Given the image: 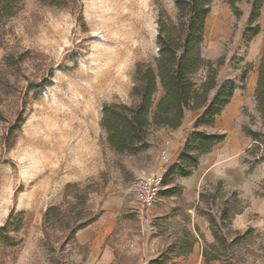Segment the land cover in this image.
<instances>
[{
	"label": "rangeland",
	"instance_id": "1",
	"mask_svg": "<svg viewBox=\"0 0 264 264\" xmlns=\"http://www.w3.org/2000/svg\"><path fill=\"white\" fill-rule=\"evenodd\" d=\"M133 1L137 2L136 8L132 7ZM158 3L175 18L173 0H77L67 8L25 0L22 9L0 29V59L5 54H24L16 68L0 74V227L11 211L22 212L23 219L15 245L0 247V264H141L140 248L146 241L143 230L155 250V256L144 264L183 239H194L193 245H200L201 255L202 245L209 242L199 219L207 221L195 207L198 204L216 215L225 200L231 213L239 212L232 214L228 228L240 232L248 227L254 229L245 242L231 249L233 264H264V162L247 172L264 148V138L258 144L242 131L246 127L264 135V122L251 91L264 51V5L261 32L253 45L242 41L249 9L245 2L238 5L242 13L237 19L223 0H213L206 21L202 55L215 66L218 83L231 78L245 84L236 96V109L226 110L216 127L203 128L209 133L224 132L239 143L237 177L226 176L195 191L185 190L180 181L181 196L158 197L152 206L143 207L136 196L135 182L146 174H161L163 180L181 149V144L169 140L173 130L165 129L159 137V129H153L148 138L150 147L135 156H118L106 144L99 126L102 104L127 103L136 64L150 62L156 56ZM134 17L138 19L136 27L132 25ZM135 32L137 36L129 45L117 43L124 34L132 37ZM125 48L126 55L121 58L120 51ZM115 60H120L115 67L117 83L107 94L93 100L89 112L79 114L72 99L78 95L82 76L95 68L106 69ZM244 70L247 75L241 81ZM205 71L202 69L196 79L201 80ZM42 80L48 82L44 89L30 87ZM18 118V129L9 135ZM188 122L186 113L176 135ZM89 179L99 182L98 190L89 195L86 203L89 212L98 214L91 224L99 221L100 208L108 199L123 203L106 240L98 241L97 249L80 245L70 234L67 216L45 236L44 211L63 201L67 184H83ZM218 182L222 186L213 206L198 202V192L215 194L212 187ZM104 244L109 246V257L104 255ZM168 264L211 263L198 256H183Z\"/></svg>",
	"mask_w": 264,
	"mask_h": 264
},
{
	"label": "trees",
	"instance_id": "2",
	"mask_svg": "<svg viewBox=\"0 0 264 264\" xmlns=\"http://www.w3.org/2000/svg\"><path fill=\"white\" fill-rule=\"evenodd\" d=\"M25 0H0V29L14 17L23 6ZM39 3L58 8H67L77 0H37ZM213 0H173L176 16L172 18L158 3L156 16V47L157 54L150 62H138L135 66L132 88L127 103L105 102L101 108L99 126L104 134L108 148L116 155L135 156L150 147L149 136L153 129L175 130L179 128L186 113L201 111L193 123L191 133L185 139L174 163L163 176V189L160 198L179 197L182 194L180 181L189 178L199 167L201 158L215 146L221 144L226 134L224 132L209 133L203 130L212 127L225 107L230 103L235 90L245 89V84L235 79H225L218 83L216 68L202 55L205 40L206 21L211 11ZM228 5L235 18L241 16L238 5L245 2L249 9L246 26L242 32V41L250 44L261 32L260 18L264 0H223ZM25 53V52H24ZM28 52L25 53V55ZM24 54L15 57L5 54L0 59V74L17 67ZM258 77L254 90L256 110L264 122V51L260 57ZM206 69L201 80L196 75ZM247 70L240 75L244 81ZM47 80L32 84V89H44ZM1 115V114H0ZM20 118L9 135L18 129ZM243 133L258 144L264 135L249 128H242ZM264 162V148L249 165L250 172L258 163ZM222 183L213 188L214 193L208 195L198 192V202L213 206L216 193ZM99 188L96 179H89L83 184H67L64 188L63 201L48 207L42 216L43 232L48 236L52 228H57L60 221L66 218L70 234L94 222L98 214L89 212L86 203L89 195ZM235 197L236 192H233ZM199 216L205 218L213 237V243H204L201 256L206 262L220 261L221 264H233L234 256L231 249L246 241V237L254 230L248 227L245 231H231L228 226L231 220V208L228 200L223 202L218 214H213L204 208L195 207ZM239 213V212H236ZM234 213V214H236ZM62 219V220H61ZM70 223V224H69ZM23 226L22 212L11 211L0 227V247L10 248L15 245V235ZM195 231L197 228L195 227ZM188 235H192L188 233ZM229 235H232L229 237ZM194 239H183L177 244L167 246L156 258L148 264H168L170 260L187 256L191 253ZM232 260V262H231Z\"/></svg>",
	"mask_w": 264,
	"mask_h": 264
},
{
	"label": "crops",
	"instance_id": "3",
	"mask_svg": "<svg viewBox=\"0 0 264 264\" xmlns=\"http://www.w3.org/2000/svg\"><path fill=\"white\" fill-rule=\"evenodd\" d=\"M260 35V34H259ZM259 35L251 42V45H253L254 41L258 39ZM257 77V73H256ZM255 80L253 79L251 81V91L255 90ZM242 90L237 89L234 92V95L230 101V103L225 107L222 114L218 116L215 120V124L213 125V128L216 127V122L218 119H221L222 115H225V111L228 109L235 110L237 105L236 96L241 93ZM240 95V94H239ZM201 111H195V112H189V122L187 125H185V128L183 132L179 135H176L178 129L173 130V138H169V140L173 143H176L178 146L181 147L187 138V136L191 133L192 130V124L196 120V118L200 115ZM229 120V119H227ZM162 131H165V129H159L157 131L158 136H163ZM243 149V148H242ZM241 150V146L237 141L230 140L229 136H226L225 140L215 146L209 153L205 154L200 161L199 167L195 172L187 179L182 180L181 184L183 187H185V190L187 191H195L197 188L201 187L202 185L206 183H215L219 181L222 178H225L226 176H229L231 178L237 177L240 173V169L238 167V153ZM227 166H231L230 169L226 168ZM125 207V206H124ZM123 203L118 199H108L106 202L103 203V206L100 208L102 211V214L99 218V221L97 223H93L91 225L86 226L85 228L79 230L75 234V238L77 239L78 243L80 245H88L89 248L93 246L94 249L96 248L97 242L101 241L103 243L106 238L109 236V234L112 231V225L115 223V219L118 215V213L122 210ZM141 210V209H139ZM199 225L202 233L204 234V238L206 242L211 243L213 241V238L210 235L207 223L204 220L199 219ZM100 226H103V228H100ZM146 231L143 230V236L145 244L142 245L141 252H140V261L141 264L146 263L150 257L155 256L154 255V247L153 242L149 241V238L147 237V234H145ZM105 248V256H110L109 246L104 244ZM161 248V247H160ZM199 257L200 259H203L200 255V245L198 243H195L192 247V251L189 255H187V258L190 257ZM183 256H180L182 258ZM211 264H218V261H211L209 262Z\"/></svg>",
	"mask_w": 264,
	"mask_h": 264
},
{
	"label": "bare ground",
	"instance_id": "4",
	"mask_svg": "<svg viewBox=\"0 0 264 264\" xmlns=\"http://www.w3.org/2000/svg\"><path fill=\"white\" fill-rule=\"evenodd\" d=\"M136 3H137L136 1H133L132 7L136 8L137 7ZM132 19H133L132 25H134L136 27V25L138 23V19L135 17ZM124 35H123L124 38L122 40L121 39L118 40V42H117L118 44H122V45L124 44L125 45V44L130 43L132 41V39L137 36V33L136 32L133 33L132 37H130L129 34H124ZM126 35H128V36H126ZM125 55H126V48L122 49L120 51V57L121 58ZM121 58H120V60H121ZM120 60L113 61V63L111 65L106 66L107 68L105 67L106 69L96 70V68H95V70L93 69L92 71H88L87 73H85L82 76L81 82H79L78 95H76V98L74 100L72 99V102L75 101V103L77 104L76 106H77V110H78L79 114L80 113L84 114L86 111L89 112L90 104L93 102V100L98 99L99 97L107 94L113 88V85L115 83H117L116 82L117 81V79H116L117 74L115 76V72L117 69H115V67H117V64L120 62ZM55 117H57V116H55ZM71 171H73V170H71ZM75 172H76V170H75Z\"/></svg>",
	"mask_w": 264,
	"mask_h": 264
},
{
	"label": "built area",
	"instance_id": "5",
	"mask_svg": "<svg viewBox=\"0 0 264 264\" xmlns=\"http://www.w3.org/2000/svg\"><path fill=\"white\" fill-rule=\"evenodd\" d=\"M162 189L161 174H146L139 177L135 182L137 199L143 207H150L159 197Z\"/></svg>",
	"mask_w": 264,
	"mask_h": 264
}]
</instances>
